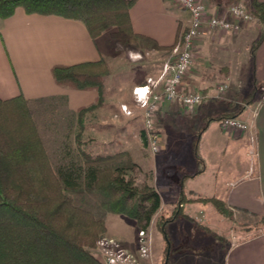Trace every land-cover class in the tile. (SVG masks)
<instances>
[{
	"label": "crops",
	"instance_id": "crops-1",
	"mask_svg": "<svg viewBox=\"0 0 264 264\" xmlns=\"http://www.w3.org/2000/svg\"><path fill=\"white\" fill-rule=\"evenodd\" d=\"M229 1L206 0L210 9L224 7ZM251 1L246 0L248 5ZM129 17L133 31L148 37L146 42L151 44L150 50L158 54L160 61L165 54L171 56V53L157 49L154 45H172L176 35L190 21L189 14L172 0H136L129 9ZM255 25L256 22L247 24L237 34H221L205 29L196 40L194 64L185 75L181 90L199 91L202 94L200 105L194 109L196 113L202 111L201 119L213 117L201 110L206 102L204 98L208 96L224 97L228 102L238 103L235 97L240 92L236 85L244 80L250 82L252 66H255V77L258 76L264 83V38L254 51L252 60L250 50L246 48L247 38L240 35L246 29L255 28ZM107 34L106 31L92 38L80 21L57 15L27 13L23 7H16L11 16L0 18V98L19 94L26 99L64 96L66 107L72 112L96 103V90H76L57 85L51 67L100 59L109 62L111 55L102 47ZM99 40L102 42L100 46L97 43ZM166 62L164 60L161 63L154 75L132 80L128 86L129 92L133 87L142 85L148 77L157 78ZM113 76L110 68L103 82L102 100L91 111L111 116L112 121L118 124L122 138L118 145L120 150L113 153L126 152L130 155L129 147L133 146V150H136L145 144L142 111L130 107L117 92H112L108 81L113 80ZM223 82H229V88L219 92L217 86ZM121 105H126L133 113L126 115ZM194 110L186 112L176 101L161 104L157 123L162 136V149L156 153V164L169 162L174 154L180 153L178 141L183 139V143L187 142L180 116H190ZM234 117L246 124V131L224 130L218 120L207 122L197 146L204 170L195 177L186 175L181 186L188 183L191 193L221 199L234 214L245 220V216L252 218L264 214V95L245 106ZM109 129L98 125L90 129L95 130L91 137L103 139L104 145L110 144L111 141L106 139ZM175 188L179 189L178 186ZM197 204L202 203L186 204V213L190 208L199 210ZM204 205L212 208L209 204ZM229 231L225 235V243L218 245L220 258H213L209 252L184 253L174 259L168 258L167 264H264V228L251 235L244 230L239 232L232 228ZM243 233L246 236L243 237ZM238 237L242 238L238 240Z\"/></svg>",
	"mask_w": 264,
	"mask_h": 264
},
{
	"label": "trees",
	"instance_id": "trees-1",
	"mask_svg": "<svg viewBox=\"0 0 264 264\" xmlns=\"http://www.w3.org/2000/svg\"><path fill=\"white\" fill-rule=\"evenodd\" d=\"M135 1L0 0V18L11 16L15 8L21 6L27 13L80 21L92 38L107 31L111 38L127 45L137 39L149 40L132 29L129 9ZM248 7L260 23L258 36L250 47L253 60L254 51L264 38V2L252 0ZM180 33L172 45L154 46L172 51ZM51 74L57 85L96 90L98 98L96 103L76 112L67 109L69 114L76 116L79 130L75 133L74 145L68 144V134H63L57 149L48 146L42 131L51 125L49 129L54 132L55 100L64 101L66 105L64 96L26 99L19 94L0 98V264H102L94 251L106 233L103 218L77 205L70 194L73 190L84 189L101 196L105 211L126 216L133 220L137 229L144 231L161 207L159 193L154 187L146 184L140 187L134 183L131 172L137 165L128 153L100 155L86 149L89 139L82 138L83 116L102 100L108 64L103 59L72 65L55 64ZM260 87H264V83L251 85L250 91L241 96L239 109L207 117L205 121L218 120L220 123L226 117H234L264 95ZM179 195L173 209L161 211L156 221L164 238L165 255L170 246L166 224L180 217L192 220L185 212L186 204H209L226 221H231L233 215L216 197L194 193L185 196L183 189ZM194 223L216 241H226L225 236L211 231L208 226ZM253 226L246 230L255 234L264 228V214ZM161 264H167L165 257Z\"/></svg>",
	"mask_w": 264,
	"mask_h": 264
},
{
	"label": "rangeland",
	"instance_id": "rangeland-1",
	"mask_svg": "<svg viewBox=\"0 0 264 264\" xmlns=\"http://www.w3.org/2000/svg\"><path fill=\"white\" fill-rule=\"evenodd\" d=\"M258 24L256 22L255 28L246 29L240 34L245 35L247 38L246 48L248 51L250 50L252 42L255 41L258 36V29L260 28ZM97 43L99 46L102 44L101 40ZM104 43L105 44L102 47H105L111 55V58L108 59L109 62L104 61L108 64L109 72L111 68L114 75L113 77H115L113 80L111 79L108 81L112 92H117L120 99L124 100L130 107L141 110L135 104L132 91L131 93L129 92V83L135 79H145L148 75H154L157 73V69L161 67V63L164 60L169 63L172 62V55L166 56L165 54L162 58L163 60L160 61L159 56H157L158 54L150 50L151 44L140 39H137L132 44L123 45L107 34L104 38ZM242 44L243 43L240 45ZM169 52L171 53V51ZM226 58L227 57H224V59ZM255 74V66H252L250 82L249 80H244L243 83L238 84L242 87L245 85L244 88H238L239 86L236 85L240 92L238 96L235 97L238 103H231V101L228 102L224 97L208 96L204 98L206 102L201 110L215 117L227 110L239 109L241 104V99L239 98L242 94H247L253 83L259 85L263 83L258 76L257 78L255 77ZM256 79H258V82ZM240 81L242 82L241 78ZM228 88L229 82L227 83L226 90H228ZM55 102L56 114L54 113L55 116L53 118V128H55V130L54 132H51L49 129L51 128V125H49L47 129H43L42 131L44 132L46 139H48V146L53 149L60 147L59 142L62 140L63 134H68V144L74 145L73 139L75 133L79 130L76 125V116L68 113L64 101L55 100ZM201 112L202 111L196 113V110H194L193 114L190 116H180L183 131L187 136V142L183 143V139L178 141V147L181 146L180 153L178 155L174 154L169 162L156 164L154 161L158 155L156 156V154H153L144 143L136 150H133V146L128 148L131 160L137 163L138 166L131 172L134 183L140 187L145 184L154 187L159 193L161 199L160 210L152 216L150 224L145 231L149 243V259H151L150 262L148 260L149 264H161L164 257L168 261V258L172 257L174 259L175 257L177 258V255H183L184 253L199 254L209 252L213 254V258H220L219 254H221V251L218 245H220V243H225V241H216L211 234L201 230L198 225L194 223L195 221L206 226L208 225L211 231L225 236L227 231L230 232L229 230L232 228L237 229L239 232L244 230V232L246 231L251 235L253 232L246 229L248 226L254 227L253 225L259 219V217L250 218L249 216H245V220H242L240 216H237L232 211L233 215L231 221H226L218 217L212 208H206L208 206H205L204 204H197L196 206L200 207L199 210L191 208L188 210V215L192 220L180 217L177 220L166 224V232L170 246L167 254H164L165 242L162 233L156 226V221L158 220L157 217L160 215L161 211L169 212L173 209L179 192L182 189L184 190L185 196L190 195L191 192L188 191L189 184L184 183L181 186V181L186 179V175L191 174L195 177L204 170V163L199 159L201 157L197 149L198 141L208 124L207 122L215 120L208 119V121H205L201 119ZM101 115L102 114L99 111L92 112L89 110L85 112L83 116V128L81 130L82 138L84 140L89 139V142H86V149L88 147L92 153H98L100 155L119 151L120 147L118 145L122 138L120 137L121 133L118 129V124L112 121L109 114H106L105 116L102 115V117ZM98 125L111 128L107 130L106 137L107 140L111 141L110 144L104 145L102 144L103 139L96 140L91 137L95 130L90 131V129H93ZM151 175L153 176L151 177ZM177 186L179 188L178 190L175 188ZM177 191L178 194L176 193ZM70 194L74 197L77 205L90 209L96 216H102L106 226V233L103 237L107 240L112 239L118 246L136 253L139 244L138 231L140 229L136 228L133 220L124 215L105 211L101 206V196L94 193L79 189L71 191ZM184 209L186 210V206ZM244 236H246L245 233H243V237ZM241 238L242 237H238L237 239L240 240ZM97 248L98 245H96L94 252H97ZM95 255H97V253H95Z\"/></svg>",
	"mask_w": 264,
	"mask_h": 264
},
{
	"label": "built area",
	"instance_id": "built-area-1",
	"mask_svg": "<svg viewBox=\"0 0 264 264\" xmlns=\"http://www.w3.org/2000/svg\"><path fill=\"white\" fill-rule=\"evenodd\" d=\"M178 7L190 14V21L184 28L172 51V62L163 64L157 78L148 77L142 85L133 87L132 95L137 107L142 111L144 139L153 154L162 149V136L158 127V113L164 102L176 101L186 112L196 109L201 101L199 91L184 92L182 81L194 64L196 40L205 29L221 33H239L252 22L259 21L252 15L246 0H231L224 7L210 9L206 0H172ZM238 88H244L238 85ZM250 86V85H249ZM227 83L218 85L219 92L226 91ZM264 91V87H261ZM126 115L133 112L121 105ZM224 130L246 131L247 126L236 117H226L220 122ZM144 230L138 231L139 244L136 253L118 246L112 239L101 238L97 243L96 257L102 264H149L148 240Z\"/></svg>",
	"mask_w": 264,
	"mask_h": 264
}]
</instances>
